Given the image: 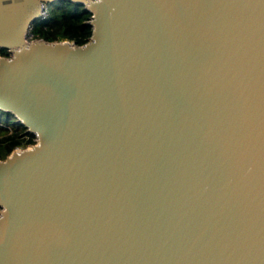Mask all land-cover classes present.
<instances>
[{
	"label": "water",
	"instance_id": "obj_1",
	"mask_svg": "<svg viewBox=\"0 0 264 264\" xmlns=\"http://www.w3.org/2000/svg\"><path fill=\"white\" fill-rule=\"evenodd\" d=\"M0 0V264H264V0H72L91 34L26 39Z\"/></svg>",
	"mask_w": 264,
	"mask_h": 264
},
{
	"label": "trees",
	"instance_id": "obj_2",
	"mask_svg": "<svg viewBox=\"0 0 264 264\" xmlns=\"http://www.w3.org/2000/svg\"><path fill=\"white\" fill-rule=\"evenodd\" d=\"M90 12L80 2L54 0L47 3L44 17L37 18L31 25L34 38L47 40H73L79 44L87 41L91 26L87 23ZM0 54L7 55L5 48ZM35 142L34 134L27 132L25 126L15 122V116L0 109V158H4L15 147H25Z\"/></svg>",
	"mask_w": 264,
	"mask_h": 264
},
{
	"label": "flooded vegetation",
	"instance_id": "obj_3",
	"mask_svg": "<svg viewBox=\"0 0 264 264\" xmlns=\"http://www.w3.org/2000/svg\"><path fill=\"white\" fill-rule=\"evenodd\" d=\"M47 3L48 2H44V3H42V6L43 7H47ZM32 26V25H31ZM28 35L30 36V39H32V38H34L33 36H32V32H31V30L29 29V33H28ZM8 52V51H7ZM4 55V54H3Z\"/></svg>",
	"mask_w": 264,
	"mask_h": 264
},
{
	"label": "built area",
	"instance_id": "obj_4",
	"mask_svg": "<svg viewBox=\"0 0 264 264\" xmlns=\"http://www.w3.org/2000/svg\"><path fill=\"white\" fill-rule=\"evenodd\" d=\"M45 14H46V7H44V8L42 9V12H41V16H40V17H44ZM30 28H31V27H30ZM27 37H28V39H30V36H29V35H27Z\"/></svg>",
	"mask_w": 264,
	"mask_h": 264
},
{
	"label": "rangeland",
	"instance_id": "obj_5",
	"mask_svg": "<svg viewBox=\"0 0 264 264\" xmlns=\"http://www.w3.org/2000/svg\"><path fill=\"white\" fill-rule=\"evenodd\" d=\"M28 35V34H27ZM26 39L28 40V37L26 36ZM29 145V144H28Z\"/></svg>",
	"mask_w": 264,
	"mask_h": 264
}]
</instances>
